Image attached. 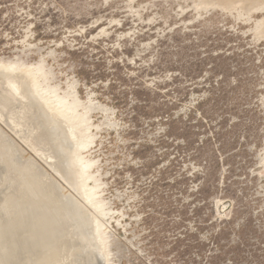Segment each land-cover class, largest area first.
Segmentation results:
<instances>
[{"label":"rangeland","instance_id":"rangeland-1","mask_svg":"<svg viewBox=\"0 0 264 264\" xmlns=\"http://www.w3.org/2000/svg\"><path fill=\"white\" fill-rule=\"evenodd\" d=\"M0 65L29 67L59 107L74 103L99 205L63 179L49 126L0 97V220L12 230L0 250L14 264H100L69 211L79 199L101 224L105 264H264V0H0ZM137 85L164 103L165 124L131 118ZM215 219L231 236L241 223L243 238L212 259L202 241Z\"/></svg>","mask_w":264,"mask_h":264},{"label":"bare ground","instance_id":"bare-ground-1","mask_svg":"<svg viewBox=\"0 0 264 264\" xmlns=\"http://www.w3.org/2000/svg\"><path fill=\"white\" fill-rule=\"evenodd\" d=\"M20 71L21 72L18 73V75L20 74L19 76L21 78H19V76L18 77L16 76L17 75L16 72H19V70L13 72V71H10L7 66L0 65V84L4 90V93H2V95H0L1 99L4 102L13 103L16 106H18L20 109H23V110H27L30 108L33 109L34 111L32 112V116L40 117V120L43 123H45L47 126H49L50 130L46 136L48 137L49 140H51L53 148L57 150L56 153H59V156H60L59 158L61 159L62 167L65 170V171H63V173L66 172V178H67L66 179L64 176L63 179L66 180V183L68 181H70L71 184H73L75 186L76 193L74 192V194H77V192H78V194L83 198V200L86 203H88L94 211L97 210L99 208V205L97 203L93 202V198L91 197V194L89 193L88 189L85 187L84 173H83L82 165L80 163V158L78 155L79 148L84 147L85 143L83 140L80 139L79 136H77L78 124L76 122V117L73 114H70L74 110V103H72L70 105L67 104L64 107H59L57 105L56 101L47 95V93H46L47 91L40 88V85L38 84V82L36 80V76H35L34 72L29 67L23 66L22 68H20ZM21 83H22V85H23V83L27 84V87L29 88V90L27 92L25 91L26 93L24 91L21 92L22 94H25V97H26L25 100L21 99L24 96H22L21 98H19V97L17 98L16 97L17 95H15L16 91L18 90ZM24 87H26V86H24ZM21 90H23V88H21ZM21 93H20V95H22ZM18 96H19V94H18ZM59 102H63V100L60 99ZM39 138H41V137H39ZM5 141H7V139ZM0 144H2V143H0ZM0 148H1L0 150H3L2 147H0ZM8 150H10V149H8ZM0 153H1V151H0ZM48 158H51V156H48ZM24 169H28V167H24ZM59 169H61V168H58V170ZM1 174H3L2 170H0V175ZM63 175L64 174H62V176ZM33 179H35V178H33ZM29 184H30V186H32L31 181ZM21 185L22 184H20V186ZM37 186H38V184H37ZM75 188H73V189L75 190ZM47 191L48 190H46V192ZM44 192H45V190H44ZM43 194L44 193L41 192V190H40L39 195L37 197H34L35 199L36 198L37 199L36 200L34 198L33 199L35 201H38L41 199L42 196H44V198L46 200H48L49 198L45 196L47 193L44 195ZM73 196L75 197V195H72V198H73ZM78 198H80V197H78ZM74 199L76 200V197ZM34 200H33V202H34ZM79 200H77V201H79ZM28 201H30V200H28ZM76 202H74L73 207H71V210H69V211L71 212L73 219H76L75 220L76 222L81 223L82 226L85 227L84 231H86V234L88 233L89 238L91 236L90 240H92V239L94 240V241L92 240L93 241L92 243H89V241H87L88 242V243H86L87 246L83 247V248H87V249L93 251L99 258L101 257V263L100 264H105L106 263L105 256L100 251L101 245H102V236H101V230H100L101 224L95 216L92 217L93 212L90 214L91 216H89L88 212L86 214L85 210L88 209V207H87V205L86 206L83 205L84 203L82 202V200L79 201V204L81 205L80 202H82V207L85 206L86 209L84 207L82 208ZM26 203H27V201H26ZM74 207L79 209V211H78L79 213L72 210V208H74ZM55 208L56 207H54V206L50 207L49 205H46L44 203V219L51 222L50 226L48 227L49 230L51 231L50 238L53 236L59 235L61 233V232L59 233V231H58L60 229L58 227V224L53 222L54 220H53V218H51L52 215H48V212L53 211ZM26 209H23V214L25 216L24 215L21 216V219H22V217L26 218V216L28 214ZM80 213H81V215H80ZM21 214H22V212H21ZM71 214L69 215V217L71 216ZM18 217L19 216H17L16 218H18ZM17 220H19V218ZM22 220H21V222H23ZM15 223H16V221H15ZM73 224H74V222H72V225ZM76 224H75V226H76ZM18 225H20V222ZM13 226L16 227V225H13ZM10 227L11 226L9 225L7 220H5V219H4V221L0 220V232L4 228V229L10 231V233H12L11 232L12 230L10 229ZM70 228H71V226H70ZM77 228H78V225H77ZM13 229H14V227H13ZM79 230H80V228H78V230H76V231H78L77 233H79ZM62 233L66 234V232H64V231ZM67 236H68V233H67ZM74 236H76V234ZM79 236H81V239L83 236L78 235L79 240H81ZM88 236H87V239H88ZM78 238L76 236V240ZM46 240H47V238H46ZM82 242H84V240L81 241L80 243H82ZM82 245H83V243H82ZM84 245H85V242H84ZM3 246H4V248H6L5 246H10V243L5 244V245L2 244V247ZM9 249H10V247L8 248V250ZM3 252L4 251H2V248H1V250H0V264H14L15 260H17V258L14 256V252H13V254H10L8 252H7V254H5V252L4 253ZM74 264H78V263L76 262Z\"/></svg>","mask_w":264,"mask_h":264},{"label":"trees","instance_id":"trees-1","mask_svg":"<svg viewBox=\"0 0 264 264\" xmlns=\"http://www.w3.org/2000/svg\"><path fill=\"white\" fill-rule=\"evenodd\" d=\"M143 90L137 85L134 88L130 89V93L132 95V98L134 100V104L130 107L132 110L131 118L137 119V118H150L153 117L155 114H163L159 115L160 122H163L165 124V121L169 119V114L164 110L163 105L164 103H152L150 99H148L147 95L142 92ZM150 90L148 89L146 93H149ZM201 101H198L196 104H200ZM165 111V112H164ZM145 146V143H138V148L133 151L134 155L138 158L144 157L145 150L143 147ZM147 161L145 160L142 162L139 167L144 168ZM204 184V183H203ZM199 191L201 188L199 187ZM224 219L217 220L215 219L213 222H211V227L208 229L207 235H205L204 240L202 241V244H211V252L208 253V258L212 257V259L217 258L222 253H228L230 252V248L237 247L241 242L240 239L243 238L241 235L242 232V225L241 223H236V232H234V235L231 236L230 230H227L226 225L223 224ZM246 221V220H244ZM232 222V220H231ZM230 222V223H231ZM241 222V221H240ZM243 222V221H242ZM234 229V228H233ZM199 250V249H198ZM199 255H201V258H204V255L199 250ZM229 261L231 263H234L236 261L235 254H232L229 258ZM207 261V260H206ZM209 264H216L215 260L210 261Z\"/></svg>","mask_w":264,"mask_h":264}]
</instances>
